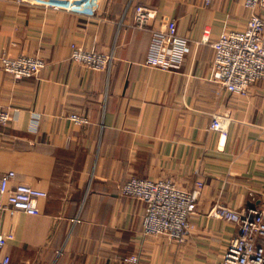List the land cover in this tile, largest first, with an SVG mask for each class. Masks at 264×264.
<instances>
[{
  "label": "crops",
  "instance_id": "obj_1",
  "mask_svg": "<svg viewBox=\"0 0 264 264\" xmlns=\"http://www.w3.org/2000/svg\"><path fill=\"white\" fill-rule=\"evenodd\" d=\"M138 5L156 11L148 29L135 26ZM247 18L243 0H0V178L13 171L11 185L47 193L37 215L0 209L2 253L15 264H222L238 228L210 211L264 208V84L232 94L212 74V43ZM171 20L187 41L180 68L147 65L150 30ZM73 44L111 56L109 71L73 62ZM18 56L46 66L15 80L1 59ZM130 177L204 182L184 243L143 234L145 204L121 193Z\"/></svg>",
  "mask_w": 264,
  "mask_h": 264
},
{
  "label": "built area",
  "instance_id": "obj_2",
  "mask_svg": "<svg viewBox=\"0 0 264 264\" xmlns=\"http://www.w3.org/2000/svg\"><path fill=\"white\" fill-rule=\"evenodd\" d=\"M21 1V0H19ZM248 18L243 27L231 29L212 43L214 58L213 78L225 91L245 95L255 83L264 84V19L259 14L264 10V0H243ZM156 18V11L145 5L135 8V26L148 29ZM151 39L145 63L162 70L180 68L187 41L177 33L176 23L171 20L165 29H151ZM71 60L92 71H109L111 56L71 45ZM2 69L15 80L39 74L46 66L45 61L34 56L3 57ZM76 124L87 122L83 116L71 115ZM10 120L7 110L0 104V126ZM228 124L225 119L216 118L210 124L211 130L225 134ZM15 173L9 171L0 178V209L39 214L38 200L47 193L30 185L16 182ZM204 188L203 181H197L191 188L178 186L171 180H149L130 177L121 186V193L145 204L142 231L145 235L165 236L177 244L185 242L190 229V216ZM5 197L6 205L2 204ZM217 219L233 222L237 233L223 254L222 264H264V208L250 207L236 211L219 206L210 211ZM6 241L0 232V264H15L10 256L3 254ZM138 257L130 255L123 261L135 264Z\"/></svg>",
  "mask_w": 264,
  "mask_h": 264
}]
</instances>
